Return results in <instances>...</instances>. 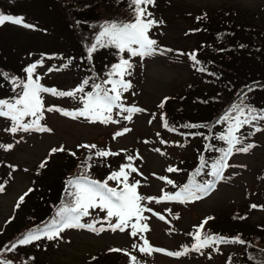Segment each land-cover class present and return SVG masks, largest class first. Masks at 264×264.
Here are the masks:
<instances>
[{
  "label": "rangeland",
  "instance_id": "obj_1",
  "mask_svg": "<svg viewBox=\"0 0 264 264\" xmlns=\"http://www.w3.org/2000/svg\"><path fill=\"white\" fill-rule=\"evenodd\" d=\"M263 6L264 0H154V4L141 5L151 14L150 16L146 14V19L156 22L149 29L148 35L156 41L154 47L158 51L152 56L142 58L132 57L126 52L119 53L114 46L101 48L102 52L106 53L104 56L106 60L116 57L119 63L123 58L131 65L123 76L125 78L123 80H127L130 87L127 91L122 90V100L126 105L125 108L134 106L142 110L131 113V120L101 123L99 120L91 122L88 119H73L57 111L49 112L47 109L53 107L74 112L79 106V100L53 95L51 92L40 93L45 109L40 124L51 131L18 130L15 133L10 131L11 134L7 130L4 131L7 135L4 145L13 147L7 149L8 154L5 157L7 170L0 165V178L7 175L4 191L0 193V260H11L12 264H72L89 261L95 263L103 261L109 264L114 261V253L120 254L123 250L125 255L130 253L131 258L136 257L133 261L128 255L131 260L128 264H238L241 262L245 258L246 251L243 244L216 241L210 247L199 250L187 249L186 245L193 240L190 235L194 234L193 230L209 217L212 219H207V223L203 224L199 233L201 236H205L209 230L216 233L222 231L220 236L229 240L234 239L236 229L239 226L245 228L242 223H231L233 219L231 215L235 211L248 213L247 229L254 230V235L264 234L262 196L264 194V120L258 123L257 127L261 129L260 131L248 129L245 125L236 131L244 127L252 133V137H249L248 131L236 134L241 143L236 144L228 156L229 160L226 163L228 166L223 169L220 177H217L214 188L211 187L206 194L197 193L201 196L200 199L167 200L163 197L183 186L181 182L186 175L184 167L187 170L189 166L195 164L198 157L196 148L200 145L198 133L193 135L194 131H191L190 127L185 128L189 136L170 129L174 124L173 118L177 119L176 116L180 113L177 107L193 119L195 117L193 108H198L194 98L226 89V86H220V82L225 81L224 67L217 62V57L222 52L221 43L210 55V60L204 67L205 71H199L190 59L192 49H197L198 42L207 39L209 33L207 30L223 28V24H213L204 30L205 25L200 22L196 13H200L204 8L212 18L219 9L234 7L245 12L251 23L264 25ZM17 9L20 11V5ZM33 13L26 12L28 17ZM30 18L33 19L32 16ZM134 18H131V22ZM30 21L33 23L34 19ZM129 21L126 20L125 23ZM57 29L61 30L62 25L58 24ZM3 32L10 39L16 38L14 42L22 44L20 46L26 54L28 51L46 48L50 44L46 33L40 36L38 32L11 26H4ZM62 51H68V48L63 47ZM72 56L78 55L72 54ZM64 58L51 55L49 59L43 60L44 78L40 79L43 87L55 89L57 92L74 91L79 88L81 67L77 60ZM107 71L109 74L112 69L109 71L108 68ZM166 97L169 99L164 107L160 108L159 104ZM248 99L257 104L259 100L264 101V93L255 90L248 95ZM244 101L245 99L242 101V98H238L234 103ZM200 114L206 118L204 111L201 110ZM124 115L127 116L129 113L124 112ZM34 119L36 118L28 117L25 124L31 123ZM240 119H244L243 115ZM165 121L168 127L164 126ZM224 123L234 125L235 120L223 119L222 125L215 127V133L224 130L222 127ZM0 125L9 127L2 118ZM12 126L13 123L10 124V127ZM117 132L123 134L116 136ZM82 144H94L96 148H79L78 145ZM248 145L253 147L247 152L237 151ZM61 146L72 150L76 148L80 158H83L88 150L95 153L98 151L114 153L104 156L113 160L110 169H120L122 165L131 164L137 172L131 173L130 169H126L130 172L128 182L139 181L137 193L142 197L153 199H144L140 202L145 209L141 213L143 218L138 223L133 218L124 232L99 231L102 226L98 221L92 220L91 223L98 230L97 232L80 228L65 229L58 239L42 238L29 245H18L15 251H9L8 249L15 242L12 240L4 242L5 239L9 236L16 237L31 228L27 226L28 214L32 210L29 208L31 199L17 208L18 200L30 186L34 175L42 171L41 175L46 172L48 175L56 169V164L67 159L63 156L64 159L61 157L57 161L55 154H50L51 149ZM129 156L133 159L129 160ZM43 161H47L46 166L40 168L39 165ZM169 167L179 171L168 172ZM112 172L114 171L110 170L108 176ZM87 175L95 177L93 174ZM161 177L165 179H160ZM167 180H172L173 184H168ZM108 182L118 187L116 181ZM205 182L208 180L203 183ZM119 187L123 185L120 184ZM96 210L100 212L99 209ZM32 220L38 221L35 217H32ZM132 223H137L138 228L147 225V230L139 231L136 236H132L130 234ZM172 223L178 225L173 226ZM145 240L153 249L149 254L140 251L145 247ZM2 242L4 244H1ZM111 249H120V251H111ZM169 252L185 254L168 255Z\"/></svg>",
  "mask_w": 264,
  "mask_h": 264
},
{
  "label": "trees",
  "instance_id": "obj_2",
  "mask_svg": "<svg viewBox=\"0 0 264 264\" xmlns=\"http://www.w3.org/2000/svg\"><path fill=\"white\" fill-rule=\"evenodd\" d=\"M18 5H20V11L17 9ZM31 5L32 7H30ZM235 10L231 8L229 9L230 12H223L224 27L220 29L217 38L214 35L217 42L213 38L212 41L206 44L207 40H205L206 50L204 48L200 50V60L202 56L208 60L214 52L215 46L214 50H217L216 43H221L222 52L217 60L218 64H225L227 68L225 69L226 80L220 82V85L226 86L228 90L207 93L206 96L196 98L197 100L194 98L193 100L198 104V108H193L195 114L193 119L186 116L180 110V107H177L179 108L177 111L180 112L179 116H176L177 119L173 118L174 124L171 127L178 134L182 133L187 136L185 128L193 124L198 125V127L190 128L191 131L196 133L201 132L205 140V148L201 157L207 161V166L201 171L200 175L195 177H193V173L200 167L201 157L189 169L186 170L184 167L186 176L181 182L183 186L174 189V193L181 191L184 185L189 184L193 178L197 183H201L207 168L211 167L212 163L223 155L227 142L218 139L220 135L217 137L215 125L229 111L230 104L235 99L242 98L245 92L249 91V88L254 89V85L258 84L264 87V25L251 23L250 18L247 16L246 19L243 18L244 14ZM27 11L34 12L31 15L34 19L33 23L30 21L33 20L30 18L31 16H27ZM0 12L6 15L23 17L24 22L34 26L33 28H25L22 25H14L10 22L0 26V84L2 83L0 100H10L15 92L23 88L17 86V84L25 83L24 75L27 74L25 69L28 66L36 64V69H38L41 67V60L43 63V60L49 59L51 55L78 61L81 67L79 86L84 88L85 94L95 93L94 84H100L102 88H111V84L105 83V81L109 79L117 80L115 75L107 74V69L109 68L110 71L112 65L117 64L116 57L106 60L104 57L106 53H103L102 47L98 45L97 50L89 59L88 48L96 42V37L103 31L104 26L112 23H125L126 20L135 17V13L130 7V0H0ZM234 16H237V18H234ZM202 17L204 19L208 18L205 12H202ZM212 19L210 18L209 21H212ZM58 24L62 25L61 30L57 29ZM4 26L38 32L40 36L42 33H46L49 36L50 44L46 48H38L34 51H28L26 54L24 53L26 51L20 46L22 44L14 42L16 38L6 37L3 32ZM209 36L212 37L211 34ZM63 47H67L68 51H62ZM23 48L26 49L25 46ZM72 54L78 56L73 57ZM102 54L104 55L101 56ZM3 74H6V77ZM84 80H88L89 83L84 85ZM260 104V108L264 110V101L261 100ZM201 110L204 111L206 118L201 116ZM200 127L203 129L200 130ZM72 153H75V155L73 156ZM55 156L57 161L63 156H66L67 159L60 164H56V169L50 174L47 175L46 172L44 175H37L32 181L31 189L33 191H28V195L20 203L23 206L29 198L31 199L29 208L32 210L29 211L30 214H28L29 218L27 219V226H31L29 230L50 223L56 217V212L62 204L70 199L66 196V189L74 190L68 184L70 180L67 179L71 173L85 174L89 170H97L103 179H106L104 176L110 170L114 172L119 170L110 169L113 160L108 157L96 156L94 151L88 150L83 158L78 157L76 148L74 151L67 150L64 154L56 152ZM88 157H91V159H88ZM180 199H183V197ZM51 213H55V215L52 216ZM93 215L94 210H90V215L87 218H91ZM32 217H35L38 221L47 219L36 225L38 221L34 222ZM231 217L233 218L231 223L236 222L245 225L244 229L239 226L233 236L245 241L243 244L246 247L245 258L238 264H261V262H264V234L254 235V230L247 229L249 225L246 211L241 213L235 211ZM208 233L216 234V236L222 235V231L216 233L209 230ZM13 238L9 236L4 242L13 240ZM4 242L1 244H4ZM123 253H114V261L109 264H128L131 262V254L128 253L129 259L128 255ZM5 258L7 257L5 256ZM87 263L94 264L95 261L94 263L90 261ZM95 264L105 263L99 261Z\"/></svg>",
  "mask_w": 264,
  "mask_h": 264
},
{
  "label": "snow or ice",
  "instance_id": "obj_3",
  "mask_svg": "<svg viewBox=\"0 0 264 264\" xmlns=\"http://www.w3.org/2000/svg\"><path fill=\"white\" fill-rule=\"evenodd\" d=\"M154 4V0H130V7H132L133 12L135 13V18L132 22L128 23H112L103 27V31L99 33L96 37V42L93 43L88 48V57L91 59L92 54L97 50V46L106 47V46H114L119 53H128L132 57H145L152 56L154 53L158 51L154 47L156 45V41L149 38L148 32L151 26L156 23L152 19H146V14L150 16V13H147V9L145 7H141V5ZM6 22H10L14 25H22L25 28H33L34 26L31 24L24 23L23 17H16L12 15H6L0 12V26H3ZM190 59L195 63H199L196 55L193 53L190 56ZM37 65L32 64L25 69L27 73V82L23 83V91L22 94L15 100L14 103H9L6 100H0V116L9 117L13 121V126L8 131L13 133L18 130H23L25 132L30 130H36L41 132L51 131L46 127H43L40 124V119L43 115L44 104L42 102L40 93L42 92H51L53 95H59L63 97H71L77 98L76 94L78 92H84L83 87H79L74 91L67 92H57L55 89H49L43 87L38 82V77L33 79V74L35 72ZM131 65L127 59H121L119 63L112 65V72L110 75H116L121 77V79L117 80H107L105 83L111 84V88H102L100 84H94L95 93H88L86 99L84 100V107L76 112H69L60 108H48L47 111H57L60 112L64 116H71L73 119L78 117H84L85 119L90 120L91 122H95V120H99L101 123H108L111 120L110 115L114 108L121 109L123 112L129 113V115L125 116L124 119L131 120V113L142 111L136 107L124 108L120 103L121 101V89L127 91L130 87V84L123 80V76L127 68H130ZM199 71H205L204 68L198 69ZM6 77V74H3ZM15 83V81H14ZM89 83L88 80H84L83 84L87 85ZM19 86V85H17ZM249 91L252 89L249 88ZM246 93L242 97L246 98ZM169 98L166 97L164 101L159 104L160 108L164 107L165 102ZM245 108H247V113L249 118H245L243 120L240 119L241 115H245ZM233 110L238 112L236 117H230L226 114L222 119H234L235 124L229 128V133L227 136H220L218 139L225 140L228 144V148L223 151V155L212 163L211 168L212 172L210 175L214 177H220L223 169L227 167L226 164L228 156L232 153L233 148L236 144L241 143L240 139L235 135V131L239 130V128L244 124H251L252 121L255 120H264V110H261L260 113L253 115L256 110L251 108L248 105H233ZM35 117L36 119L32 120L30 124L21 123L22 118L24 117ZM164 126L168 127L167 122H164ZM190 127H198V125H190ZM261 129L257 128L256 131H260ZM128 131V129H125ZM123 133L117 132L115 135L120 136ZM0 147L7 149H11L12 145H0ZM79 148L84 149H94L96 145H87L82 144L78 145ZM253 147V145H248L246 147H242L237 149V151L247 152L249 148ZM66 149L61 146L60 148L51 149L50 154H54L56 152H63ZM159 151V149H157ZM219 151V149H217ZM74 156L75 153H72ZM96 156L104 157L108 155H114V153H110L108 151H98L95 153ZM91 159V157H88ZM129 160H132L133 157L129 156ZM47 161L41 162L39 165L40 168H44L46 166ZM207 166V161L201 157L200 167L197 168L196 172L193 173V177L201 174V171ZM126 169H130L131 173L137 172V169L133 167L131 164L122 165L119 171L112 172L106 180L103 182L92 180L88 178L86 175L79 176L74 180L68 181V184L74 190L66 189V196L70 199L67 200L56 212V217L53 220L45 224L43 227H36L29 230L27 233L23 234L21 238H19L15 244H12L9 251H15L17 246L29 245L34 241H39L42 238H46L47 240H55L60 238V233L65 229L72 228H88L92 232H97L98 230L92 224L82 223L81 220L83 217H87L90 215V210L99 209L100 211L106 212V218H115V223H111L112 231H121L124 232L126 228L129 226L130 222L133 218L136 219L137 223L143 217L141 216L142 211L145 209L141 205V201L144 199H153V198H145L140 196L137 193V185L139 181L134 183H129V175L130 172L126 171ZM168 172L179 171L178 169L169 167L167 169ZM160 179H165L161 177ZM108 181H116L118 187H110ZM168 184H173L172 180H167ZM122 184L123 187H119ZM212 187V182L205 183H197L193 178L189 184L184 185L183 189L174 194H165L163 199L167 200H178L183 197L184 200H189L192 198L200 199L201 196H198L197 193L206 194L210 188ZM4 191L2 185H0V192ZM33 191L29 189V192ZM28 193H25L20 197L19 202L16 207L20 206V203L24 201L25 196ZM252 207H256V205H252ZM151 211V209H147ZM163 219V217H160ZM207 219H212L211 217ZM207 219L199 226L197 234H195L194 239L196 243L193 244V250H199L201 248L210 247L212 243L219 241L220 243H239L244 244L245 241L237 238L229 240L228 238L219 236L208 235L203 239L201 238L200 230L203 228V224L207 223ZM137 223L131 224V235L136 236L139 231L147 230V225H143L140 228L137 227ZM105 229L101 227L99 231H104ZM191 235V234H190ZM145 247H142L140 251L145 254H149L153 249L150 245H148L147 240L144 241ZM155 251H163L162 249H154ZM111 251H120V249H111ZM168 255H176L181 256L185 253L177 252V253H167ZM251 258V257H250ZM133 261L136 260V257L133 256L131 258ZM0 264H12L11 260H0ZM264 264V262H261Z\"/></svg>",
  "mask_w": 264,
  "mask_h": 264
}]
</instances>
